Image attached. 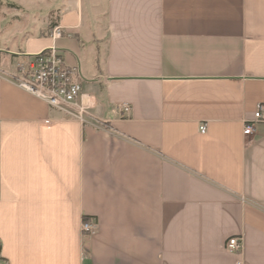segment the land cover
I'll list each match as a JSON object with an SVG mask.
<instances>
[{"label": "crops", "instance_id": "1", "mask_svg": "<svg viewBox=\"0 0 264 264\" xmlns=\"http://www.w3.org/2000/svg\"><path fill=\"white\" fill-rule=\"evenodd\" d=\"M1 2L0 51L58 48L90 108L0 67V262L264 264V0Z\"/></svg>", "mask_w": 264, "mask_h": 264}, {"label": "built area", "instance_id": "2", "mask_svg": "<svg viewBox=\"0 0 264 264\" xmlns=\"http://www.w3.org/2000/svg\"><path fill=\"white\" fill-rule=\"evenodd\" d=\"M63 35V29L56 26L51 36L58 39ZM26 57L23 64H18L20 75L18 79L20 87L28 92L44 99L48 104L65 115L86 121L90 105L84 100L82 84L74 79L76 68L70 67L58 48L52 47L36 54H24ZM264 123V104H259L252 120H248L244 125V134L252 135L255 126ZM202 132L206 131V124L200 126ZM96 220L83 221L82 231L92 233L98 230ZM226 248L230 251L241 254L243 251V238L232 237L228 239ZM0 264H10L7 260H2ZM240 264V262H238Z\"/></svg>", "mask_w": 264, "mask_h": 264}, {"label": "rangeland", "instance_id": "3", "mask_svg": "<svg viewBox=\"0 0 264 264\" xmlns=\"http://www.w3.org/2000/svg\"><path fill=\"white\" fill-rule=\"evenodd\" d=\"M6 11H10V12H13L15 13L16 12V8L14 7H10L9 5H6V3H3L1 2L0 0V16L3 12H6ZM20 16V15H19ZM19 16H17L16 18H19ZM15 20V19H14ZM3 28V27H2ZM4 34L7 35L9 34L8 30H5L4 31ZM8 54L6 53H3L0 51V67L2 66L3 62L4 63H9L11 65H13V70L9 72V74L11 75L12 78L15 79L16 82H18V79L19 78H23L25 75L24 74H21L19 73V70H18V64H23V62H25L26 59H21V60H18L16 61L15 64H13L14 60L13 58H16V56L14 55H11L9 53V51H7ZM10 65V66H11Z\"/></svg>", "mask_w": 264, "mask_h": 264}]
</instances>
